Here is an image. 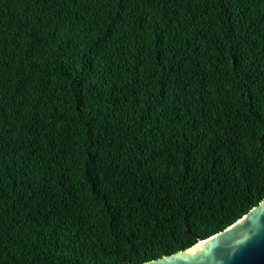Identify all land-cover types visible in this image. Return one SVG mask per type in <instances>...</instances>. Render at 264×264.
Returning a JSON list of instances; mask_svg holds the SVG:
<instances>
[{
    "label": "trees",
    "instance_id": "1",
    "mask_svg": "<svg viewBox=\"0 0 264 264\" xmlns=\"http://www.w3.org/2000/svg\"><path fill=\"white\" fill-rule=\"evenodd\" d=\"M263 199L264 0H0V264H143Z\"/></svg>",
    "mask_w": 264,
    "mask_h": 264
},
{
    "label": "water",
    "instance_id": "2",
    "mask_svg": "<svg viewBox=\"0 0 264 264\" xmlns=\"http://www.w3.org/2000/svg\"><path fill=\"white\" fill-rule=\"evenodd\" d=\"M143 264H264V199L223 231Z\"/></svg>",
    "mask_w": 264,
    "mask_h": 264
},
{
    "label": "clouds",
    "instance_id": "3",
    "mask_svg": "<svg viewBox=\"0 0 264 264\" xmlns=\"http://www.w3.org/2000/svg\"><path fill=\"white\" fill-rule=\"evenodd\" d=\"M258 204H259V203H258ZM250 210H251V209H250ZM248 212H249V211H248ZM248 212H247V213H248ZM247 213H246V214H247ZM243 216H244V215H243ZM243 216H242V217H243ZM242 217H241V218H242ZM241 218H240V219H241ZM238 220H239V219H238ZM238 220H237V221H238ZM228 227H229V226H228ZM228 227H227V228H228ZM204 240H205V239H204Z\"/></svg>",
    "mask_w": 264,
    "mask_h": 264
},
{
    "label": "bare ground",
    "instance_id": "4",
    "mask_svg": "<svg viewBox=\"0 0 264 264\" xmlns=\"http://www.w3.org/2000/svg\"><path fill=\"white\" fill-rule=\"evenodd\" d=\"M123 26V25H122ZM58 41V40H57Z\"/></svg>",
    "mask_w": 264,
    "mask_h": 264
}]
</instances>
